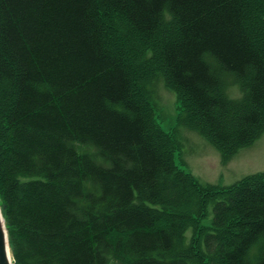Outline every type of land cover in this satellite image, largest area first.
<instances>
[{
  "label": "trees",
  "instance_id": "obj_1",
  "mask_svg": "<svg viewBox=\"0 0 264 264\" xmlns=\"http://www.w3.org/2000/svg\"><path fill=\"white\" fill-rule=\"evenodd\" d=\"M158 82L224 162L252 145L264 0H0L14 264H264V171L229 186L185 171L156 117Z\"/></svg>",
  "mask_w": 264,
  "mask_h": 264
},
{
  "label": "rangeland",
  "instance_id": "obj_2",
  "mask_svg": "<svg viewBox=\"0 0 264 264\" xmlns=\"http://www.w3.org/2000/svg\"><path fill=\"white\" fill-rule=\"evenodd\" d=\"M228 91L232 97H240L237 86H230ZM154 101L161 127L167 132L174 129L179 137L177 163L199 181L229 186L248 175L264 171V132L252 145L224 162L221 154L201 135L179 126L176 95L162 82L156 84Z\"/></svg>",
  "mask_w": 264,
  "mask_h": 264
},
{
  "label": "water",
  "instance_id": "obj_3",
  "mask_svg": "<svg viewBox=\"0 0 264 264\" xmlns=\"http://www.w3.org/2000/svg\"><path fill=\"white\" fill-rule=\"evenodd\" d=\"M11 256L8 232L0 204V264H13Z\"/></svg>",
  "mask_w": 264,
  "mask_h": 264
},
{
  "label": "bare ground",
  "instance_id": "obj_4",
  "mask_svg": "<svg viewBox=\"0 0 264 264\" xmlns=\"http://www.w3.org/2000/svg\"><path fill=\"white\" fill-rule=\"evenodd\" d=\"M170 134H171V132H170Z\"/></svg>",
  "mask_w": 264,
  "mask_h": 264
}]
</instances>
